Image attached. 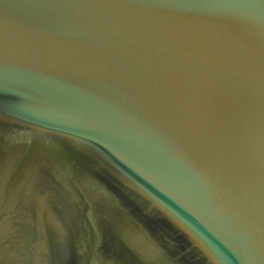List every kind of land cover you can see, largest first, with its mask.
<instances>
[{"label":"water","instance_id":"water-1","mask_svg":"<svg viewBox=\"0 0 264 264\" xmlns=\"http://www.w3.org/2000/svg\"><path fill=\"white\" fill-rule=\"evenodd\" d=\"M0 264H264V0H0Z\"/></svg>","mask_w":264,"mask_h":264}]
</instances>
